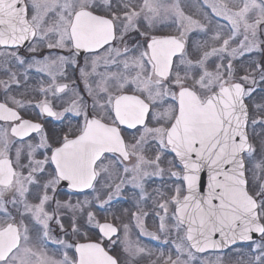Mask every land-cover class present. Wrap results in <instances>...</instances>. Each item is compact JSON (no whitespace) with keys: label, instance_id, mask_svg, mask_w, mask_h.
I'll use <instances>...</instances> for the list:
<instances>
[{"label":"snow or ice","instance_id":"6c2138e0","mask_svg":"<svg viewBox=\"0 0 264 264\" xmlns=\"http://www.w3.org/2000/svg\"><path fill=\"white\" fill-rule=\"evenodd\" d=\"M185 2L0 0V264H264V0Z\"/></svg>","mask_w":264,"mask_h":264},{"label":"flooded vegetation","instance_id":"af4514ba","mask_svg":"<svg viewBox=\"0 0 264 264\" xmlns=\"http://www.w3.org/2000/svg\"><path fill=\"white\" fill-rule=\"evenodd\" d=\"M188 14H192L195 16V14L190 11V10H185ZM80 90L83 91L84 89V85L82 83H80ZM133 204L134 202L130 199H128L127 197L124 198L123 203H119L116 205V207L114 208V210L119 211V213L115 214L116 217L118 218H114L113 216H108V220L110 222H113L116 224V226L118 228H120V234H123V227L122 225L124 223H129L131 226V234L133 236V238L136 237V235L138 234V229L136 227V221L132 218L131 216V212L128 211H124L127 208H132V210L134 211L135 209L133 208ZM146 223L149 225V230L150 231H154V227H152L153 221H152V217L149 216L146 220ZM93 239H95V237H93ZM84 242V241H81ZM140 242L142 245L147 246L151 249H153L154 255L149 258L147 256H145L143 264H150V259H155L157 255H159V252L157 251V249L159 251H164L166 254L168 251H170V248L168 245H165L163 243H161L160 241H156V240H152L149 237H140ZM107 243V242H106ZM206 255V254H205Z\"/></svg>","mask_w":264,"mask_h":264},{"label":"rangeland","instance_id":"374dc122","mask_svg":"<svg viewBox=\"0 0 264 264\" xmlns=\"http://www.w3.org/2000/svg\"><path fill=\"white\" fill-rule=\"evenodd\" d=\"M184 7H185V10H190V11H192L194 14H196L195 0H186ZM194 18H195V16H194ZM113 212H114L115 214L119 213V211L114 210V209H113ZM124 224H127V223H124ZM124 224H123V225H124ZM127 225L129 226V229H131L130 224L128 223Z\"/></svg>","mask_w":264,"mask_h":264}]
</instances>
